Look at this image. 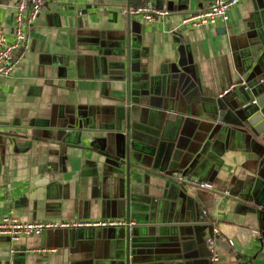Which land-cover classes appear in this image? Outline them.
<instances>
[{
  "label": "crops",
  "instance_id": "1",
  "mask_svg": "<svg viewBox=\"0 0 264 264\" xmlns=\"http://www.w3.org/2000/svg\"><path fill=\"white\" fill-rule=\"evenodd\" d=\"M212 1L154 0L174 14L152 25L129 0L46 1L0 78V219L124 223L0 234V264H209L210 237L216 264H264V141L238 116L264 77V0L173 30Z\"/></svg>",
  "mask_w": 264,
  "mask_h": 264
},
{
  "label": "built area",
  "instance_id": "2",
  "mask_svg": "<svg viewBox=\"0 0 264 264\" xmlns=\"http://www.w3.org/2000/svg\"><path fill=\"white\" fill-rule=\"evenodd\" d=\"M47 0H16L14 4L12 33L4 31L0 25V78L10 77L14 69L22 63L32 45L31 29L37 21ZM241 0H213L207 6L185 14L173 29H196L208 24L227 23L229 10ZM121 12L126 16L139 17L147 24H154L161 18L171 17L173 11L159 7L154 0H145L139 5H125ZM189 182L193 181L188 179ZM196 184L204 189H214V185L204 180H196ZM124 223L123 220H90L78 219L74 221H22L12 212L0 219V234H6L16 243L23 236L41 234L47 229L58 227L86 226L98 224ZM254 232H258L254 230ZM230 245L233 240L228 239ZM214 237L207 240L210 250L209 264H216L219 254L215 247Z\"/></svg>",
  "mask_w": 264,
  "mask_h": 264
},
{
  "label": "water",
  "instance_id": "3",
  "mask_svg": "<svg viewBox=\"0 0 264 264\" xmlns=\"http://www.w3.org/2000/svg\"><path fill=\"white\" fill-rule=\"evenodd\" d=\"M129 2H131L132 5H139L143 0H129ZM218 31L224 32L226 31V28L220 27ZM254 87L258 95L256 97L254 96V102L249 101V103H247L242 110L243 113H239L238 116L239 119L250 127L257 135H260L262 141H264V77L263 79L261 78ZM254 87L252 86V90Z\"/></svg>",
  "mask_w": 264,
  "mask_h": 264
},
{
  "label": "flooded vegetation",
  "instance_id": "4",
  "mask_svg": "<svg viewBox=\"0 0 264 264\" xmlns=\"http://www.w3.org/2000/svg\"><path fill=\"white\" fill-rule=\"evenodd\" d=\"M263 79V78H262Z\"/></svg>",
  "mask_w": 264,
  "mask_h": 264
}]
</instances>
